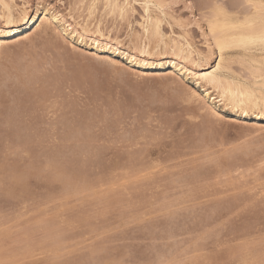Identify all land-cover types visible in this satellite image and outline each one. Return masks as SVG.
I'll return each instance as SVG.
<instances>
[{"label": "rangeland", "instance_id": "rangeland-1", "mask_svg": "<svg viewBox=\"0 0 264 264\" xmlns=\"http://www.w3.org/2000/svg\"><path fill=\"white\" fill-rule=\"evenodd\" d=\"M6 1L11 4L16 17L23 8H29L28 10L39 8L41 12L47 9L64 17L66 25L74 26L76 22L81 24L89 22V25L91 21V26L89 25L91 31L100 27L99 20L106 26L102 25L105 27L101 28L103 34L115 41L118 40L123 48L127 47L130 52L138 53L140 47L150 43V49L152 47L150 51L156 59L165 57L171 60L176 57L170 45H165L157 39L150 41L144 39L140 26L144 9L139 2L135 5L134 14L121 18L118 13H108L110 9H107L104 0L96 2L97 15L88 12L92 0ZM139 1L143 2V0ZM187 1L190 3L192 0H166V10L172 17L163 19L162 30L164 29L167 36L176 38L185 31L181 22L190 23L186 27L188 34L191 32L188 37L196 48L204 51L202 46L205 44V37L198 26L199 22L203 23L202 17H198L202 12L198 4L207 0L192 1L193 11L188 8L192 2L188 6ZM152 9L153 15L160 14L156 8L152 7ZM0 11L1 28L5 25V19L1 17L2 8ZM91 15L95 17L92 20H90ZM102 19L105 21L103 22ZM176 20L178 21L175 22ZM36 25L33 26L34 28L23 30L22 34L10 43L11 45L8 43V50H5L8 54L2 50V42H0L2 52V55L0 53V99L2 100H0V264H264V117L259 121L253 117L241 119L231 108L222 110V107L221 116L206 117L203 115L204 111L205 114L207 113L206 109H203V106L200 108L199 105L205 103V100L200 101L197 96L191 99V94L195 91L202 96L206 94L203 88L197 86L192 73L185 76L178 71L170 72L172 65L169 63L166 64L164 71L155 68L154 71L141 72L131 66L125 56H103L80 44L72 46L70 38L62 29L58 30L52 24ZM204 29L205 32L208 31L206 27ZM198 31L201 33H196ZM43 36H46L45 39ZM13 55L17 60L20 58L19 64ZM52 58H57L60 62ZM42 61L48 62L43 64ZM27 63L32 73L36 72L34 67L37 68L35 70L38 74L41 72L39 77L36 73L37 79L43 82L45 79L44 84L36 80L37 83L39 82L37 84V91H40L38 94L41 95L37 94L39 99L35 96L34 100L31 94L22 92L24 86L25 91L29 93L23 82L24 76L27 79V73L30 72L27 70ZM49 64L56 67L51 68ZM21 65H25V68ZM236 66L243 69L238 72L240 69H236ZM231 67L240 77L249 75L240 62H233ZM44 68L46 70H43ZM53 68H56V71ZM22 70L26 71L27 75L25 72L23 74ZM242 71L245 74H242ZM30 73L29 75L32 74ZM47 76L49 78L52 76L53 80L50 81L51 78L48 79ZM58 76L60 78H57ZM10 82H15V85ZM43 90H46L47 96ZM48 91L55 95L53 97L56 98L55 104L54 99L53 101L49 99L52 96ZM210 92L213 98L217 96L216 92L212 90ZM63 96L67 97V100ZM18 97L22 100H17ZM41 97L48 100L43 101ZM61 97L65 98L63 99L65 101ZM49 101L52 102L50 105L53 111L48 109ZM57 101L61 106L64 104L65 113L62 111L64 106L63 109L60 107L61 113L56 111L60 109L56 107L59 105ZM37 103L39 104L36 107ZM42 106L45 108L47 106L48 110L46 111ZM38 109L42 112L45 110L46 112L43 113L49 112L47 115L53 116L46 115V117L42 112L39 113ZM16 111L20 116L14 115ZM55 111L59 113H56V116L55 113L53 114ZM9 114L11 116H8ZM44 116L47 118L45 122L42 119ZM65 116L70 121L64 119ZM34 117L36 120L33 121ZM203 118L211 119L212 129L208 126L210 122L207 120L209 122L207 123ZM60 119L64 122L68 121L69 125L68 129H65V126L57 124V127L61 126V131L58 127V132L73 130L74 132L70 133L74 135H71L73 140L68 142L69 145L62 146V149L66 150L63 151L67 157L65 156L64 159L63 155L58 160L48 156L51 152V155L56 152L53 143L50 145L46 141V144L39 145L40 142H36L39 139L35 138L34 142L35 139L32 137L48 135L51 127L56 122L62 121ZM72 119L76 120L73 121V125ZM17 122H20L18 127L22 129H18ZM39 122L41 128L36 125ZM14 123L18 130H13ZM30 124L32 126H29ZM26 125L30 129L27 130ZM31 127H35V133ZM75 130L78 132L77 137H73L77 135ZM14 132L18 137L14 136ZM23 132L27 134L21 139L28 140L27 137L32 134L29 138L32 139V143H29L30 140L25 142L31 144L30 147L36 144V152L33 150L34 146L31 149L34 152L29 150L27 154L20 151L19 145L24 141L20 143L18 139L20 134L24 135ZM28 133L31 134L27 136ZM90 135L91 137H88ZM197 138L200 141H197ZM17 140L19 143L15 146ZM87 140L91 141L86 142ZM130 146L135 149L134 152ZM101 151L105 153L102 156ZM140 151L145 152V156L147 155L151 162H157L156 168L163 167L162 170L157 169L158 173L153 167L154 172L156 171L154 177L150 175L152 178L149 176V179L140 181L138 185H141V189L140 186L137 188L140 189L139 192L136 188L132 187L131 190L129 189L131 187L123 184L122 182L125 181L119 178L120 175L117 174L119 171L116 173L111 168L112 174L115 173L119 177L109 181V177H115V175L109 176L111 172L106 170L111 162L115 163L116 159L122 160L124 156L123 159L128 161L126 159L128 155L130 157L137 152L138 156ZM141 156L143 154L139 157ZM156 157L159 161L155 159ZM140 159L145 163L142 157ZM140 161H134L135 164L132 161L130 164L139 166L140 163L142 167L144 163ZM158 162L162 163L159 167ZM121 163L123 162H117V165L124 164L127 169L130 166L127 164L129 162ZM114 165L116 166V163ZM137 166L134 168H139ZM52 167L56 168L55 171L60 170L59 174L51 173L55 172ZM130 168L133 169L132 166ZM226 169L229 170L228 173ZM152 170L150 174H153ZM61 171L64 173L60 174ZM130 171L132 172L130 169L126 172L131 173ZM56 175H59V180L55 178ZM244 175L245 177L242 178L241 176ZM119 179L121 185L126 188L123 185V187L117 186L119 181L116 183L115 180ZM77 184L83 189L85 187V190ZM73 187L77 190L72 189V191ZM79 189L81 192H78ZM145 200L147 202H144Z\"/></svg>", "mask_w": 264, "mask_h": 264}, {"label": "bare ground", "instance_id": "bare-ground-1", "mask_svg": "<svg viewBox=\"0 0 264 264\" xmlns=\"http://www.w3.org/2000/svg\"><path fill=\"white\" fill-rule=\"evenodd\" d=\"M15 1V0H14ZM24 1V0H23ZM98 0H92L91 1V3L89 4V7H88V9H89V11L88 12H90V14H94L95 13V9H96V2H97ZM100 1V0H99ZM105 1V4H106V6L108 7L107 9H110V11L108 12V13H118V15L119 16H121V18L123 17H126V16H130V15H132V14H134L135 12H136V9H135V5L139 2V4H142L143 5V9H144V14H143V16H142V21L140 22V26H141V28H142V31H143V37H144V39H146V40H148V41H150V40H152V39H157L159 42H162V43H164L165 45H170L171 47H172V50L174 51V55L176 56V57H174L173 55V59H171V60H167L165 57H163V58H159V59H156L155 57H153L152 56V47H151V49H150V43H149V45L148 44H144V46L143 47H140L139 48V50H138V53H136V52H130V51H128L127 50V45L125 46L126 47V49H124L123 48V46H122V44H121V42H119L118 40H114V39H111V38H109V37H106L104 34H103V32H102V30H101V28L103 27L102 25L104 24H102V22L101 21H99L98 20V22H99V24H100V27L99 28H97V30L96 29H94L95 31H91V29H90V24H91V21L90 20H92V19H94L92 16L93 15H91L90 17V26L88 25V23H85V24H81L80 22L79 23H77L76 22V24H74V26H73V24H69V25H66L67 23H66V19L64 18V17H62L61 15H58V14H55V13H51V11L50 10H42L43 12H41L40 11V9L39 8H33L32 10H28L27 8H23L21 11H20V13H19V16L18 17H16L15 16V13H14V11H13V8H12V6H11V4L8 2V1H6V0H0V4H1V6H0V8H2V12H3V14H1V17L2 18H4L5 19V25L4 26H2L1 28H0V42H2V47H3V51L5 52V50H8L7 48H8V43L10 44L12 41H15V39L20 35V34H22V31L23 30H27V29H30V28H32L34 25H38V23H39V25H48V24H52V25H54V26H56L57 28H58V30L59 29H62V31L64 32V33H66L67 34V36L70 38L69 40H70V45H72V46H75V44H80V45H83V46H86L87 48H89L90 50H92V51H95V53H97V54H102L103 56L104 55H109V56H114V57H119L120 55L121 56H125L126 57V59H127V62L131 65V66H133L136 70L138 69L139 71H154L155 70V68H158V70L159 71H164L165 70V66H166V64H171L172 65V70L170 71V72H175V71H178L181 75H185V76H187L188 75V73H192V76H193V78L195 79H193L194 81H196V83H197V86H199V87H201V88H203V91H205V95H201L199 92H194L193 94H191V99L192 98H194L195 96H197V98L199 97V100L201 101V100H205V103H203L202 105L201 104H199L200 105V108L203 106V109H206V111H207V113L205 114V111H204V113H203V115L204 116H206L207 117V115L209 116V117H219V116H221V112H220V110H221V107H222V110H225V109H227V108H231L232 110H233V113L237 116V117H239V118H241V119H246V118H249V117H253L255 120H257V121H259L260 119H262V117H264V114H262V113H264V43H262V41H264V0H207V2H205V3H200V4H198V7H199V9H200V11L202 12V14H198V15H200V16H198V17H202V22L204 23H198V26H199V28H200V30H202V35L205 37V44H206V47H208L207 49V51L205 50V48L206 47H204L205 46V44H204V46H202L203 47V49H204V51H206V53L204 52V51H202L201 49H198V48H196L194 45H193V43H192V41L190 40V38L188 37L189 36V34L191 33H189L188 34V32H187V30H186V27L188 26V25H190V23L189 24H185V23H183V21L181 22L182 24H181V26L184 28V34H180L178 37H176V38H173V37H171V36H167L165 33H164V29L162 30V23H163V19L164 18H166V17H168V16H171L168 12H167V10H166V8H167V3H166V0H143V2H141L140 3V1L139 0H104ZM192 1H194V0H192ZM191 1V2H192ZM195 1H197L198 2V0H195ZM18 2V1H17ZM16 2V3H17ZM88 2V1H87ZM86 2V3H87ZM188 2V6L190 5V3H189V1H187ZM197 2H196V4H197ZM27 3V2H26ZM99 4V3H98ZM174 4V3H173ZM177 4V3H176ZM21 5V4H20ZM24 5V4H23ZM87 5V4H86ZM85 5V6H86ZM193 2H192V4L188 7V8H191V10L192 9H194L193 8ZM16 6V5H15ZM139 6V5H138ZM152 7H154V8H156L157 10H159V12H160V14H158V15H153V13H152ZM184 7V6H183ZM82 8V7H81ZM101 8V7H100ZM188 8H186V9H188ZM196 8V7H195ZM16 9H18V8H16ZM138 9V8H137ZM141 9V8H140ZM184 9V8H183ZM197 9V8H196ZM142 10V9H141ZM171 10V9H170ZM17 11V10H16ZM193 11V10H192ZM1 12V11H0ZM87 12V11H86ZM97 12V11H96ZM197 12V11H196ZM143 13V12H142ZM44 14V15H43ZM87 14V13H86ZM89 14V13H88ZM96 14V13H95ZM97 14H98V12H97ZM96 14V15H97ZM104 14H106V13H104ZM138 14V13H137ZM43 15V16H42ZM117 15V16H118ZM136 15V14H135ZM103 16V15H102ZM98 17H99V15H98ZM112 17V16H111ZM141 17V16H140ZM172 17V16H171ZM193 17H194V13H193ZM97 18V17H96ZM109 18V17H108ZM120 18V19H121ZM170 18V17H169ZM196 18V17H195ZM74 19V18H73ZM127 19V18H126ZM125 19V20H126ZM9 20H14V21H16V23H14V24H9L8 23V21ZM76 20V19H75ZM97 20V19H96ZM101 20V19H100ZM116 20V19H115ZM128 20V19H127ZM139 20V19H138ZM173 20H175V19H173ZM181 20V19H180ZM197 20V19H196ZM84 21L85 20H83V23H84ZM102 21L104 22L105 20H103L102 19ZM178 20H176L175 22H177ZM201 21V20H200ZM121 22V21H120ZM180 22V21H179ZM3 23V24H4ZM113 23V22H112ZM193 23V22H192ZM197 23V22H196ZM36 25V26H37ZM51 25V26H52ZM72 25V26H71ZM107 25H108V23H107ZM166 25V24H165ZM168 26H169V22H168V24H167ZM204 25H205V27L208 29V31H206V32H208V34L205 32V27H204ZM21 26H24L23 28L21 27ZM49 26V25H48ZM104 26H105V24H104ZM113 26V25H112ZM118 26V25H117ZM167 26V27H168ZM42 27V26H41ZM106 27V26H105ZM105 27H103V28H105ZM133 27V26H132ZM196 27V26H195ZM34 28V27H33ZM141 28L139 27V29L141 30ZM193 28H194V26H193ZM110 29V28H109ZM133 29V28H132ZM194 29H196V28H194ZM39 30V29H38ZM105 30H107V29H105ZM172 30V29H171ZM181 30V29H180ZM55 31V30H54ZM115 31V30H114ZM195 31H197V30H195ZM40 32H42V30L40 31ZM39 33V32H38ZM107 33H108V31H107ZM113 33V32H112ZM115 33V32H114ZM170 33H172V32H170ZM196 33H201V31L199 32H196ZM48 34V33H47ZM50 34V33H49ZM48 34V35H49ZM106 34V33H105ZM109 34H110V31H109ZM131 35H132V32L130 33ZM137 34H138V32H137ZM141 34V35H142ZM41 35H43V33L41 34ZM46 35V34H45ZM47 35V36H48ZM112 35V34H111ZM191 35V34H190ZM199 35V34H198ZM137 36V35H136ZM193 36V35H192ZM199 36H201V35H199ZM42 37V36H41ZM44 37V39H45V37L46 36H43ZM50 37V36H49ZM118 37V36H117ZM132 37V36H131ZM191 37V36H190ZM195 38V37H194ZM200 38H202V37H200ZM48 39H50V38H48ZM131 39V38H130ZM192 39V38H191ZM198 39V38H197ZM154 41V40H153ZM156 41V40H155ZM201 41V40H200ZM130 42V41H129ZM203 42V41H202ZM202 42H200V43H202ZM13 43V42H12ZM132 43V42H131ZM51 44V43H50ZM153 44V43H152ZM163 44V45H164ZM11 45V44H10ZM199 45V44H198ZM170 47V48H171ZM221 48L223 49V51H221ZM1 50V49H0ZM151 50V51H150ZM3 52V53H4ZM8 51H6L5 52V54H8L7 53ZM0 53H1V55H2V52L0 51ZM170 53V52H169ZM5 56V55H4ZM3 56V57H4ZM15 55H13V57H14ZM102 56V57H103ZM163 56H164V54H163ZM168 56V55H167ZM170 56H171V54H170ZM169 56V57H170ZM10 57H12V56H10ZM12 57V58H13ZM158 57V56H157ZM161 57V56H160ZM7 58H8V56H7ZM6 58V59H7ZM14 59H16V56H15V58ZM20 59V58H19ZM19 59L17 60V63L19 62ZM44 59V58H43ZM53 59H56L57 61H59L57 58H52V60ZM110 59H111V57H110ZM118 59V58H117ZM51 60V61H52ZM112 61H113V58L111 59ZM13 61V60H12ZM55 61V60H54ZM116 61V60H115ZM43 62V61H42ZM46 62H48V61H46ZM45 62V63H46ZM60 62V61H59ZM214 62V63H213ZM233 62H240L243 66H244V70H247L246 71V74L248 75L247 77H246V75H244V77H246V78H244V77H240V75H238V73L236 74L235 73V71L232 69V67H231V64L233 63ZM33 63V62H32ZM31 63V64H32ZM44 62H43V64H45ZM19 64V63H18ZM22 64H23V62H22ZM37 64V63H36ZM40 64V63H39ZM42 64V63H41ZM52 64H53V62H52ZM26 65V64H25ZM25 65H21L22 67H24ZM48 65V64H47ZM56 65L58 66L57 68L59 69V65H58V62H56ZM192 65V66H191ZM238 65H240V64H238ZM237 65V66H238ZM28 66V63H27V65H26V67ZM41 66V65H40ZM45 66V65H44ZM49 66H50V64H49ZM194 66V67H193ZM233 66V65H232ZM235 66V65H234ZM236 66V67H237ZM5 67V66H4ZM22 67H20V68H22ZM29 67V66H28ZM27 67V68H28ZM34 67V66H33ZM33 67H31V68H33ZM46 67V66H45ZM51 68L52 67H56V66H50ZM25 68V67H24ZM35 69H37L36 67H34ZM43 68V67H42ZM49 68V67H48ZM50 68V69H51ZM19 69V68H18ZM30 68H28L27 70L28 71H30L29 70ZM34 69V71H36V72H33L32 73V69H31V73L30 72H28L27 74L29 75V73L31 74V75H27L26 74V71H24V70H22L23 71V74H24V72H25V74L27 75V79H26V76H24L25 77V81L23 80V82H24V85H25V87L27 88V90H29V93H28V91H25L26 89L24 88V86H23V88H22V90H24V91H22L23 93L25 92H27V94L28 95H32L31 97H33V99H34V97L35 96H37V94H38V92H40V91H37L38 90V87H37V84L39 83H37V81H41L40 79H37V77H39L40 76V74H41V72H40V74H38V71L37 70H35ZM54 69V68H53ZM57 69V70H58ZM236 69H240V70H238V72L239 71H241L243 68H236ZM9 70V69H8ZM43 70H46L45 68L43 69ZM55 71H56V68L54 69ZM243 70V71H244ZM3 71V70H2ZM40 71V70H39ZM243 71H242V74H245V73H243ZM1 72V71H0ZM4 72V71H3ZM49 72V71H48ZM36 73L38 74V75H36ZM47 73V72H46ZM53 73H54V71H53ZM56 73V72H55ZM169 73V72H168ZM178 73V74H179ZM241 73V72H240ZM58 74H59V72H58ZM162 74H164V73H162ZM165 74H167V73H165ZM169 74H172V73H169ZM174 74V73H173ZM4 75V74H3ZM35 75L37 76V77H35ZM51 75V74H50ZM168 75V74H167ZM166 75V76H167ZM13 76H14V74H13ZM16 76V75H15ZM23 76H22V78H23ZM46 76V75H45ZM53 76H55V75H53ZM57 76V75H56ZM59 76H60V74H59ZM57 77V78H60V77ZM169 76V75H168ZM172 76V75H171ZM189 76V75H188ZM5 77L8 79L9 77H7L6 76V73H5ZM12 77V76H11ZM48 77V79H50L49 78V76H47ZM173 77H175V74L173 75ZM36 78V79H35ZM43 78H45V77H43ZM54 78V77H53ZM47 79V78H46ZM54 79H56V78H54ZM37 80V81H36ZM53 79L51 78V80L50 81H52ZM4 81V80H3ZM13 81V80H12ZM19 81V80H18ZM58 81V80H57ZM5 82V81H4ZM16 82V81H15ZM15 82H10V83H14V85H15ZM41 82H43V81H41ZM44 82H45V79H44ZM44 82H43V84H44ZM48 82V81H47ZM56 82V81H55ZM20 83V82H19ZM5 84H6V82H5ZM22 84V83H21ZM41 84V83H40ZM47 84V83H46ZM56 84V83H55ZM55 84H53L55 87H57V85H55ZM3 85V84H2ZM8 85H11V84H8ZM17 85V84H16ZM19 85V84H18ZM23 85V84H22ZM48 85V84H47ZM50 85V84H49ZM5 86V85H4ZM7 86V85H6ZM12 86V85H11ZM45 87H46V85H44ZM17 87V86H16ZM22 87V86H21ZM40 87V86H39ZM43 87V86H42ZM52 87L53 86H51V89H52ZM8 88V87H7ZM47 88L50 90V88L47 86ZM17 89V88H16ZM20 90H21V88H19ZM41 89V88H40ZM43 89V88H42ZM41 89V90H42ZM56 89V88H55ZM15 90V89H14ZM57 90V89H56ZM210 90H212L214 93L216 92V97H214L213 98V95H211V92H210ZM5 91V90H4ZM44 91V90H43ZM42 91V92H43ZM46 91V90H45ZM44 91V92H45ZM53 91H55V90H53ZM60 91V90H59ZM59 91H58V93H59ZM8 92H9V90H8ZM17 92V91H16ZM43 92V93H44ZM49 92V91H48ZM47 92V93H48ZM51 92V91H50ZM49 92V93H50ZM55 92H57V91H55ZM193 92V91H192ZM210 92V93H209ZM13 93V92H12ZM187 93V92H186ZM191 93V92H190ZM1 94V93H0ZM5 94H7V93H5ZM45 94H46V92H45ZM52 94V95H51ZM55 94V93H54ZM9 95H10V93H9ZM13 95V94H12ZM15 95V94H14ZM27 95V96H28ZM40 94H38V96H39ZM61 95H62V93H61ZM185 95V94H184ZM188 95L190 96V94L188 93ZM187 95V96H188ZM2 96H4V94L2 95ZM7 96H8V94H7ZM11 96V95H10ZM18 96V95H17ZM38 96H37V98H38ZM41 96V95H40ZM43 96V95H42ZM46 96H47V94H46ZM50 96H52V98H49V99H51V101H53V99H54V101H53V103L55 104V100H56V98H53V97H55V95H53V92L52 93H50ZM59 96V95H58ZM57 96V97H58ZM0 97H1V95H0ZM60 97V96H59ZM63 97H65V96H63ZM11 98V97H10ZM20 98H21V96H20ZM19 97L18 98H16L17 100L19 99V101L20 100H22V99H20ZM27 98H29V97H27ZM42 98V97H41ZM66 98V100H67V97H65ZM65 98H63V99H65ZM32 99V101L33 102H35L34 100ZM39 99V98H38ZM43 99V101H47L46 99H44V98H42ZM59 98H57V100H58ZM61 99H62V97H61ZM62 99V100H63ZM196 99V98H195ZM1 100V99H0ZM15 100V99H14ZM16 100V101H17ZM24 100H26L25 99V96H24ZM29 100H31V98L29 99ZM61 100V102H63V101H65V100H63L62 101ZM194 100V99H193ZM199 100H197V101H199ZM2 101V100H1ZM18 101V102H19ZM31 101V102H32ZM51 101H49V104L48 105H50L52 102ZM13 103H14V101H12ZM11 102V103H12ZM59 101H57V104H61L60 102L58 103ZM194 102V101H193ZM202 102H204V101H202ZM5 103V105H6V101L4 102ZM20 103V102H19ZM28 103V102H27ZM64 103V102H63ZM218 103V104H217ZM10 104V103H9ZM21 104V103H20ZM23 104H24V102H23ZM29 104V103H28ZM27 104V105H28ZM39 103H37V104H35L36 105V107H37V105H38ZM47 104V103H46ZM45 104V105H46ZM64 104H66V103H64ZM64 104H62L63 106H64ZM69 104V103H68ZM73 104V103H72ZM11 105V104H10ZM13 105V104H12ZM11 105V106H12ZM15 105H16V103H15ZM32 105H33V103H32ZM44 105V106H45ZM58 105V106H59ZM67 105V104H66ZM70 105V104H69ZM17 106H18V103H17ZM16 106V108H18ZM21 106V105H20ZM44 106H42V108L44 107ZM51 106L52 105H50V106H48V109L50 108L51 109ZM56 106L57 108H62L63 106ZM74 106V105H73ZM73 106H71L72 108H74L75 109V107H73ZM15 107V106H14ZM26 107V106H25ZM67 107H70V106H67ZM12 108V107H11ZM26 108H29L28 106L26 107ZM32 108V107H31ZM34 108V107H33ZM41 108V109H42ZM54 108V107H53ZM61 108L59 109V110H56V111H59L60 112V110H61ZM66 107L64 106V109L62 110V111H66V109H65ZM72 108H70V110L72 109ZM198 109H199V106L197 107ZM25 109V108H24ZM41 109H38V110H40V112L39 113H41L42 112V110ZM44 109H46V111L48 110L47 109V106H46V108L44 107ZM54 109H56V108H54ZM13 110H15V109H13ZM12 110V111H13ZM21 110V109H20ZM29 110V109H28ZM33 110H35V108L33 109ZM52 110V109H51ZM50 110V111H51ZM68 110V109H67ZM230 110V109H229ZM18 111V110H17ZM17 111H16V113H14V115L15 114H17V116L19 115V113H17ZM26 111H27V109H26ZM31 111H32V109H31ZM45 110L43 111V112H46ZM53 111V110H52ZM53 112V114L56 116L57 114L56 113H58V112ZM65 111H64V113H65ZM202 111V110H201ZM18 112H21V111H18ZM33 112V111H32ZM42 112V113H43ZM10 113H11V111H10ZM23 113V112H22ZM25 113V112H24ZM29 113H30V111H29ZM34 113H37L36 111H34ZM47 113H49V112H47ZM47 113L45 114V113H43L45 116L47 115ZM50 113H52V112H50ZM61 113V112H60ZM27 114H28V112H27ZM59 114V113H58ZM68 114H69V112H68ZM200 114V113H199ZM30 115V114H29ZM28 115V116H29ZM33 115V114H32ZM31 115V116H32ZM35 115V114H34ZM41 115V114H40ZM39 115V116H40ZM6 116H7V114H6ZM8 116H11L10 114L8 115ZM16 116V115H15ZM14 116V117H15ZM16 116V117H17ZM20 116V115H19ZM27 116V117H28ZM30 116V117H31ZM39 116L37 117V119L39 118ZM43 116V115H42ZM44 116V118H46L47 116H49V117H52L51 115H47L46 117ZM12 117H13V115H12ZM206 117H204V118H206ZM35 119H33V121L34 120H36V117H34ZM41 118V117H40ZM43 117H42V119H43V121L44 120H47V118L46 119H44ZM67 119V120H69L68 119V117H64V119ZM70 118V117H69ZM74 118V117H73ZM203 118V120H205L207 123H209L210 121H211V119L210 120H208V118H207V120L209 121H207L206 119H204ZM13 119V118H12ZM54 119V118H53ZM55 119H57V118H55ZM7 120V119H6ZM41 120V119H40ZM51 120V121H50ZM50 120L48 119V121H50V122H52L53 120L50 118ZM58 120H59V118H58ZM60 120H62V121H58L59 123H57L56 121V124L55 125H53L52 127H51V130L47 133L48 135H46V134H44L42 137L40 136V137H36V136H34V138L32 137V139H35V138H38L39 139V141L37 140L36 141V139L35 140H33L34 142L36 141V142H40V144L39 145H41V143H45L46 141H47V143L49 142V144L50 143H53L52 145L54 146V148H53V146H52V148L54 149V151H56L55 153H53V155H51V153H50V155L48 154V152H47V154H48V156L49 157H52V158H54V159H57L58 158V160H59V158L61 157H63V155H64V159H65V156L67 157V155L66 154H64V152L66 151L65 149H62V146L63 147H66V145L68 144V142L71 140H73V138L71 137V135H74V133L73 134H71L72 133V131H66V130H64V132L63 133H60V132H58L59 130H57L58 129V127L56 126L57 124H61V126H65V129H68V125H69V123H67V122H64L63 121V119H60ZM75 119H72V125H73V121H74ZM217 120V119H216ZM8 121V120H7ZM16 121H17V119H16ZM32 121V122H33ZM38 121V120H37ZM70 121V120H69ZM76 121V120H75ZM212 121H214V120H212ZM11 122H13V121H11ZM10 122V123H11ZM31 122V120L29 121V123ZM45 122V121H44ZM49 122V123H50ZM60 122H62V123H60ZM204 122V121H203ZM215 122V121H214ZM9 123V124H10ZM18 123H19V125H20V122H17V127L19 126L18 125ZM27 122L25 121V124H26ZM36 123V122H35ZM75 123H77V122H75ZM212 123V125H210ZM217 123V122H216ZM24 124V123H23ZM24 124V125H25ZM43 124V123H42ZM210 124H208V126L210 127V126H212L213 127V122H210ZM215 124V123H214ZM14 126H15V123L13 124ZM22 125V124H21ZM28 125V124H27ZM27 125H26V127H27ZM35 125V124H34ZM33 125V126H34ZM37 126L39 125L40 126V122H39V124H36ZM49 125V124H48ZM78 125V124H77ZM205 125V124H204ZM216 125V124H215ZM14 126H13V130H16L17 128H16V126H15V129H14ZM29 126H32L31 124L29 125ZM42 126V125H41ZM41 126H40V128H41ZM45 126H47V125H45ZM44 126V127H45ZM61 126L59 127V129L61 128ZM76 126V124L74 125V127ZM79 126H81L80 124H79ZM87 126V125H86ZM205 126H207V124L205 125ZM36 127V126H35ZM35 127H31V129H33V131H34V128ZM70 127V126H69ZM208 127V128H209ZM216 127V126H215ZM218 127V126H217ZM19 128H21V127H18V129ZM24 128V127H23ZM63 128V127H62ZM70 128H73V127H70ZM83 127H81V129H82ZM206 129H207V127H205ZM211 128V127H210ZM17 129V130H18ZM22 129V128H21ZM24 129H26V128H24ZM28 129H30V127H27V130ZM36 129H38V127L36 128ZM35 129V130H36ZM74 129H76V128H74ZM87 128H84V130H86ZM200 129V128H199ZM201 129H202V127H201ZM200 129V130H201ZM212 129V128H211ZM210 129V130H211ZM216 129V128H215ZM20 130V129H19ZM63 130V129H62ZM83 130V129H82ZM203 130V129H202ZM208 130V129H207ZM22 131V130H21ZM24 131V130H23ZM42 131V130H41ZM46 131V130H45ZM60 131H61V129H60ZM76 131V130H75ZM16 132V131H15ZM15 132H14V134H15ZM24 132H26V131H24ZM23 132V133H24ZM38 132V131H37ZM42 132H44V131H42ZM42 132H40V133H42ZM74 132V131H73ZM85 132V131H84ZM215 132H217V130H215ZM17 133V132H16ZM34 133H35V131H34ZM39 133V132H38ZM37 133V134H38ZM45 133V132H44ZM70 133V134H69ZM76 133H77V135L76 136H73V137H77L78 136V132L76 131ZM75 133V134H76ZM218 133V132H217ZM25 134H27V133H24V135H19L20 136V139H18L19 140V142L21 143L22 142V140L24 141V142H22L20 145H19V149H20V151L21 152H23V153H27L28 154V152H29V150H30V152L31 151H35L36 152V150H37V145H36V147H35V145H32V147H30V145L28 144V143H26L25 142V140L26 139H21L22 138V136L24 137L25 136ZM31 133H28V135L27 136H29ZM82 134H85V133H83L82 132ZM201 134V133H200ZM213 134V133H212ZM17 134H15L14 136H16ZM39 135H42V134H39ZM80 135H81V133H80ZM80 135H79V137H80ZM211 135V134H210ZM31 136H32V134H31ZM31 136H29V137H27V139L28 140H26V141H29V143H32V139H29V138H31ZM84 136V135H83ZM205 135H203V137H204ZM17 137H18V135H17ZM17 137H16V139H17ZM78 137V138H79ZM88 137H91V135L90 136H88ZM208 138H210V136H207ZM72 138V139H71ZM199 138V137H198ZM197 138V141H200L199 139L200 138H202V137H200L199 139ZM213 138V137H212ZM15 140V139H14ZM18 140H17V142H15L14 144H15V146L17 145V143H19L18 142ZM21 140V141H20ZM79 140V139H78ZM202 140V139H201ZM41 141H43V142H41ZM74 141H76L75 139H74ZM88 141H91V140H87L86 142H88ZM205 141V140H204ZM208 141H209V139H208ZM11 142H14V141H11ZM33 142V143H34ZM201 143V142H200ZM12 144V143H11ZM46 144V143H45ZM44 144V145H45ZM89 144V143H88ZM43 145V144H42ZM51 145V144H50ZM65 145V146H64ZM69 145V144H68ZM131 145H133V144H131ZM14 146V147H15ZM18 146V145H17ZM29 146V147H28ZM33 146H34V148L35 149H33V150H31L32 148H33ZM49 146V145H48ZM58 146V148H56ZM61 147V150H59V148ZM69 147V146H68ZM67 147V148H68ZM131 147V146H130ZM129 147V148H130ZM38 148H39V146H38ZM45 148V147H44ZM81 148H83V147H81ZM132 148V147H131ZM51 149V148H50ZM53 149H51V150H53ZM56 149H58V150H56ZM63 150H65V151H63ZM101 150V149H100ZM102 150H104L103 148H102ZM140 150V149H139ZM142 150V149H141ZM143 150H145V149H143ZM147 150V149H146ZM157 150V149H156ZM33 151V152H34ZM53 151V152H54ZM105 152H106V150H104ZM132 151L134 152L135 151V149L133 150V148H132ZM138 151V150H137ZM161 151V150H160ZM63 152V153H62ZM67 152H68V150H67ZM86 152H88V151H86ZM100 152V151H99ZM109 152H110V149H109ZM130 152V151H129ZM141 152V151H140ZM139 152V153H140ZM148 152H150V151H148ZM153 152H155V151H153ZM163 152V151H162ZM83 153H85V152H83ZM138 153V156H137V152L135 153V155H136V157H138V159L136 158V157H132V156H135V155H130V157H129V155H128V157L126 158V159H128V161L127 160H124L123 158L125 157L123 154V156L124 157H122L121 159L122 160H118L117 161V159L116 160H114V162L116 163V166L114 165L115 163H112L111 162V164H109L110 166L111 165H113L114 167L112 168V166L110 167L109 165H108V169H106V170H108V171H110L111 172V174H112V171L110 170V168L112 169V170H114L117 174H119L120 175V177L117 175V174H115L114 172V174H110L109 176H113V175H115V177L113 176L112 178H110L109 177V181H110V179H115V178H117V177H119L121 180H123V181H125V182H122L123 184H126L127 186H129V187H131V188H129V189H131L132 190V187L133 188H139V186H140V189H141V185H138L139 183H140V181H142V180H144V179H149V176L151 175L152 177H154V174L156 173V171H157V169H160V168H156L157 166V162L156 161H154V162H151L148 158H147V155L145 156V152L143 153V152H141V154H139ZM146 153H147V151H146ZM151 153H152V151H151ZM157 153V152H156ZM159 153V152H158ZM164 153H165V151H164ZM163 153V154H164ZM16 154V153H15ZM46 154V153H45ZM67 154H69V153H67ZM99 154V153H98ZM102 151H101V153H100V155L102 156ZM105 154V153H104ZM103 154V155H104ZM106 154H107V152H106ZM115 154V153H114ZM114 154L112 155L113 157H114ZM132 154H134V153H132ZM143 154V156H141L142 157V161H145V163L144 162H141L140 160V158L141 157H139L140 155H142ZM148 155H149V153H147ZM162 154V155H163ZM32 155H34V154H32ZM87 155V154H86ZM119 155V154H118ZM153 155V154H152ZM156 155H158V154H156ZM155 155V156H156ZM22 157H23V155H21ZM34 156H36V153H35V155ZM46 156V155H45ZM47 156V157H48ZM89 156V155H88ZM100 156V157H101ZM106 156V155H105ZM111 156V157H112ZM116 156V155H115ZM121 156V155H120ZM120 156H118V157H120ZM159 157H161L160 155H158ZM165 156V155H164ZM108 157V156H107ZM110 157V156H109ZM143 157H145V159H143ZM149 157H151V156H149ZM163 157V156H162ZM129 158H130V161H129ZM148 159V162H149V165H148V162L146 163V161H147V159ZM154 158V156H152V159ZM165 158V157H164ZM49 159V158H48ZM102 159V158H101ZM104 159V158H103ZM131 159H132V161H133V164H135L136 162H134V161H136L137 160V162H138V160L143 164L144 163V165L145 164H147V165H142V167L144 168H142V167H140L141 165H140V163H138L139 164V166H137V167H139V168H142L141 170L139 169V168H134V167H136V166H133L132 164H130V162H132L131 161ZM134 159V160H133ZM155 159H157V161H159V159H158V157H156ZM154 159V160H155ZM51 160V159H50ZM57 160V161H58ZM107 160H111V159H108L107 158ZM160 160H161V158H160ZM118 163H120L121 161L123 162V163H127V162H129V163H127L128 165H130L129 167H128V169L127 168H125V165L123 164V163H121V164H123L122 166L120 165V164H118V165H120V166H118L117 165V162ZM127 161V162H126ZM103 162V161H102ZM105 162V161H104ZM156 162V163H155ZM162 162V161H161ZM161 162H158L159 164H158V167H159V165H161L162 163ZM234 162V161H233ZM161 163V164H160ZM163 163H165V162H163ZM151 164V165H150ZM229 164V163H228ZM234 164V163H233ZM236 164V163H235ZM51 165H52V163H51ZM102 165V164H101ZM104 165H106V163L104 164ZM238 165V164H237ZM58 166V165H57ZM133 167V169L132 168H130V167ZM156 166V167H155ZM233 166V165H232ZM241 166H243V165H241ZM51 167V166H50ZM54 167H56V166H54ZM102 167V166H101ZM105 167V166H104ZM106 167H107V165H106ZM127 167V166H126ZM153 167H155L156 168V171L154 172V169L155 168H153ZM234 168H236V166H233ZM239 166H237V168H238ZM57 168V167H56ZM56 168H53L52 167V170L53 171H55L56 170ZM152 168H153V170H152ZM163 168V167H162ZM162 168L160 169V171L162 170ZM231 167H229V169H230ZM58 169V168H57ZM123 169H125L126 171L128 170V172H129V169L130 170H132V172L131 173H127L126 171L125 172H123L124 170ZM137 169H139V170H137ZM121 170H122V172H121ZM151 170L153 171V174H150L151 173ZM166 170V169H165ZM227 170V169H226ZM230 170H232V169H230ZM59 171L60 170H58V171H55V172H51V173H57V174H59ZM159 171V170H158ZM157 171V172H158ZM228 171L229 170H227V173H228ZM62 173H64V172H62L61 171V173L60 174H62ZM109 173V172H108ZM159 173V172H158ZM247 174V173H246ZM22 175H24V174H22ZM64 175V174H63ZM69 175V174H68ZM117 175V176H116ZM28 176V175H27ZM106 176H108V175H106ZM150 176V177H151ZM260 176V175H259ZM52 177V176H51ZM59 175L57 176L56 175V177L55 178H57L58 180H59ZM62 178H66V177H64V176H61ZM71 177V176H70ZM151 177V178H152ZM242 178L243 177H245V175L244 176H241ZM264 177V176H263ZM262 177V178H263ZM62 178H60V180L62 179ZM68 178V177H67ZM66 178V179H67ZM20 179H21V177H20ZM26 179L27 178H25L24 180L26 181ZM70 179H72V178H70ZM69 179V180H70ZM120 179L119 180H115L116 181V183L119 181V183H117V186H122L121 185V182H120ZM261 179V178H260ZM259 179V180H260ZM63 180V179H62ZM77 180V179H76ZM256 180V179H255ZM20 181H22V180H20ZM19 181V182H20ZM56 181V180H55ZM151 181V180H150ZM254 181V180H253ZM262 181V180H261ZM263 181H264V179H263ZM114 182V181H113ZM145 182V181H144ZM152 182V184H153V181H151ZM250 182V181H249ZM248 183V182H247ZM252 183V182H251ZM258 183V182H257ZM67 184V183H66ZM114 184H115V182H114ZM118 184H120V185H118ZM149 184V183H148ZM241 184V183H240ZM244 184V183H243ZM78 185V184H77ZM144 185H146V184H144ZM154 185V184H153ZM157 185V184H156ZM250 185V184H249ZM115 186V185H114ZM124 186V185H123ZM122 186V187H123ZM143 186V185H142ZM239 186H241V185H239ZM243 186H245L246 187V185H243ZM253 186V185H252ZM78 187H80L79 185H78ZM125 188H126V186H124ZM147 187V186H146ZM150 187V186H149ZM148 187V188H149ZM153 187V186H152ZM151 187V188H152ZM157 187V186H156ZM237 187V186H236ZM248 187V186H247ZM250 187H251V185H250ZM81 189H83V187L81 186L80 187ZM155 188V187H154ZM153 188V189H154ZM249 188V187H248ZM72 189H76L77 190V188L75 187H73V188H71V190ZM81 189H79L78 190V192H81ZM140 189H137L138 190V192H139V190ZM144 189V188H143ZM147 189V188H146ZM150 189V188H149ZM244 189V188H243ZM246 189V188H245ZM69 190V189H68ZM70 190V191H71ZM83 190H85V187H84V189ZM134 190V189H133ZM240 190V189H239ZM242 190V189H241ZM248 190V189H247ZM73 191V190H72ZM135 191V190H134ZM133 191V192H134ZM148 191V190H147ZM146 191V192H147ZM150 191H152V190H150ZM254 191V190H253ZM84 192V191H83ZM142 192H143V190H142ZM141 192V193H142ZM137 193V192H136ZM135 193V194H136ZM144 193V192H143ZM152 193V192H151ZM154 193H155V191L153 192V195H154ZM139 195V194H138ZM253 199V198H252ZM144 202H147V200H145ZM237 204V203H236ZM263 207V206H262Z\"/></svg>", "mask_w": 264, "mask_h": 264}, {"label": "snow or ice", "instance_id": "snow-or-ice-1", "mask_svg": "<svg viewBox=\"0 0 264 264\" xmlns=\"http://www.w3.org/2000/svg\"><path fill=\"white\" fill-rule=\"evenodd\" d=\"M8 23H9V24H14V23H16V21H14V20H9ZM262 43H264V41H262ZM221 51H223L222 48H221ZM262 114H264V113H262Z\"/></svg>", "mask_w": 264, "mask_h": 264}]
</instances>
